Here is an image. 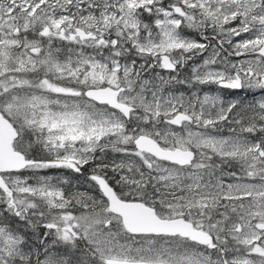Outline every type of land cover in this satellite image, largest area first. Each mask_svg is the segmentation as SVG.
<instances>
[{"label":"snow or ice","instance_id":"1","mask_svg":"<svg viewBox=\"0 0 264 264\" xmlns=\"http://www.w3.org/2000/svg\"><path fill=\"white\" fill-rule=\"evenodd\" d=\"M0 264H264V0H0Z\"/></svg>","mask_w":264,"mask_h":264}]
</instances>
